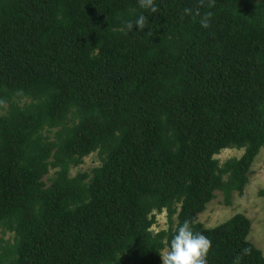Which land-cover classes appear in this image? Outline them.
<instances>
[{"label":"trees","instance_id":"obj_1","mask_svg":"<svg viewBox=\"0 0 264 264\" xmlns=\"http://www.w3.org/2000/svg\"><path fill=\"white\" fill-rule=\"evenodd\" d=\"M155 4L0 0V264H162L185 220L207 264H264L245 214L198 219L244 194L264 148V0Z\"/></svg>","mask_w":264,"mask_h":264},{"label":"rangeland","instance_id":"obj_2","mask_svg":"<svg viewBox=\"0 0 264 264\" xmlns=\"http://www.w3.org/2000/svg\"><path fill=\"white\" fill-rule=\"evenodd\" d=\"M244 151L236 148L224 149L217 157L223 164L232 157H240ZM100 161L97 153H94L85 159L82 166L72 169V175L79 171H90L92 168L99 166ZM53 173V171H51ZM264 188V148L260 151L252 166L250 180L245 188L243 195L235 193L233 203L225 205L224 196L221 192L216 193L207 208L199 215V221L203 222L206 227H213L230 219L237 213H243L252 221V229L249 239L260 249L264 250V197L259 195L260 189ZM167 212L157 214V222L153 230L159 231L168 227ZM7 238L10 234L5 235ZM2 233L0 232V238Z\"/></svg>","mask_w":264,"mask_h":264},{"label":"clouds","instance_id":"obj_3","mask_svg":"<svg viewBox=\"0 0 264 264\" xmlns=\"http://www.w3.org/2000/svg\"><path fill=\"white\" fill-rule=\"evenodd\" d=\"M137 3L141 9L149 10L152 13L157 12L155 0H137ZM183 11L185 15H193L192 8H185ZM195 15H200L198 10ZM211 15L209 12L201 17L199 22L202 27L207 28L209 26ZM146 25L145 15L140 14L134 22L131 20L124 21L122 31L130 33L138 26L139 31L142 32ZM16 95H23V91L18 90ZM162 243L164 249L159 252L162 264H207V255L212 246L211 240L202 232L194 231L191 222L188 220L173 228L171 239H165Z\"/></svg>","mask_w":264,"mask_h":264}]
</instances>
